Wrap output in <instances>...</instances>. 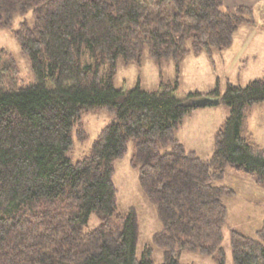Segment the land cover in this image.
I'll use <instances>...</instances> for the list:
<instances>
[{
	"label": "trees",
	"instance_id": "1",
	"mask_svg": "<svg viewBox=\"0 0 264 264\" xmlns=\"http://www.w3.org/2000/svg\"><path fill=\"white\" fill-rule=\"evenodd\" d=\"M29 11L33 23L20 21L14 34L35 82L18 81L13 58L0 62V264H157L149 245L138 257L137 210L118 212L114 162L131 139L132 164L162 225L153 235L165 249L160 264H183L184 251L226 264L223 198L233 191L215 181L231 168L264 182V148L248 127L249 108L264 103V77L186 99L176 91L184 58L229 49L240 27L259 23L255 8L229 10L224 0H0V29ZM146 51L156 62L175 61L174 82L116 87L119 61L141 64ZM212 97L230 113L204 159L176 134L195 109L191 100ZM90 110H107L112 120L75 161L74 130ZM231 250L234 264H264V224L254 237L232 229Z\"/></svg>",
	"mask_w": 264,
	"mask_h": 264
},
{
	"label": "rangeland",
	"instance_id": "2",
	"mask_svg": "<svg viewBox=\"0 0 264 264\" xmlns=\"http://www.w3.org/2000/svg\"><path fill=\"white\" fill-rule=\"evenodd\" d=\"M258 11L263 14V7L258 8ZM260 16L255 11V18L259 23L240 27L243 29L234 37L233 45L227 52L229 53L228 57L224 58L217 54L216 58L210 59L205 53H189L180 67L179 87L176 95L181 99H186L190 92L208 93L215 89L218 83L221 92H224L229 82L245 86L252 79L264 77V43H260L264 40V29L262 31L248 27H260L264 20V16L262 19ZM23 20L30 24L33 23L31 11L26 14H17L11 28L0 29V62L4 63L7 58H13L18 66L17 79L21 84L26 85L35 82V75L30 58L22 51L20 41L14 34L19 22ZM251 28L254 33L245 37L244 42H242L239 37L242 30L250 32ZM255 32H257L256 41L252 43L249 40ZM258 43L260 45H257ZM189 45L190 43H188V47ZM219 56L224 60H221L222 58ZM176 75L177 71L173 59L156 62L146 51L141 64H127L119 61L114 83L118 88L128 89L140 84L143 89L155 90L159 88L161 81L174 82ZM191 101L194 102L195 100ZM202 108L206 109H194L184 118L180 127L181 130L176 136L185 137L183 142L186 149H198L197 144L201 143L202 145L203 141L205 147L201 148V153L211 157L212 155L208 154L207 150L210 140L212 145L215 143L213 139L216 132H213V128L217 123L218 127L219 123L225 121L230 111L228 106L224 104ZM111 120L112 116L107 110L83 112L82 122L74 130V145L69 152L73 160H80L89 152L101 130ZM248 127L255 142L264 148V103L249 108ZM80 130H84L87 136L83 138V135L79 133ZM167 149L169 147H163L161 151L164 152ZM135 152L136 141L131 139L126 155L114 162L113 180L117 187L118 212L125 213L130 208L137 210L140 223L138 257L141 256L145 246L149 245L153 249L154 262L160 264L164 261L165 249L153 242V235L161 230L162 225L156 207L149 201L140 185L139 166L132 164ZM215 184L226 185L233 191L232 194L223 198L228 206V219L224 228L222 246L226 252V264H234L231 250V230H237L248 236H256L257 230L264 224V182H257L252 175L242 174L228 168L224 177L215 181ZM97 223L98 219L95 216L92 217L90 225L96 226ZM180 261L183 264H218L213 256L199 251L182 252Z\"/></svg>",
	"mask_w": 264,
	"mask_h": 264
},
{
	"label": "crops",
	"instance_id": "3",
	"mask_svg": "<svg viewBox=\"0 0 264 264\" xmlns=\"http://www.w3.org/2000/svg\"><path fill=\"white\" fill-rule=\"evenodd\" d=\"M240 5H243V6H251V7H254L255 8V10H256V12L259 14V16L260 15H262V16H264V11H263V14H261L259 11H258V8H260L261 6L263 7V10H264V0H224V6H225V8L226 9H229V10H233V9H235L237 6H240ZM262 16H260V18L262 19ZM248 27H254V28H256L257 30H262L263 31V27L262 26H260V27H256V26H248ZM241 29H243V28H239L238 29V31L235 33V35H234V37H236V35H238L239 33H240V31H241ZM251 33H254L253 32V30H252V28H251V31L249 32L248 30H242V32H241V34L239 35V37H240V40L242 41V42H244V40H245V37H248ZM257 32H255V34H254V36L249 40L250 42H252V43H254L255 41H256V38H255V36H257V34H256ZM263 39H264V35H263ZM261 44H263L264 43V40L263 41H261L260 42ZM233 45V44H232ZM257 45H260L259 43L257 44ZM232 47V46H231ZM230 47V48H231ZM230 50V49H229ZM228 52V49H226V50H224L223 52H220V53H217L218 55H221L222 57H228V55H229V53H227ZM221 53H224V54H221ZM217 54H215L214 56H213V58H216L215 56L217 55ZM220 57V56H219ZM222 57H220V58H222ZM259 57V56H258ZM221 60H224L223 58L221 59ZM255 62V61H254ZM257 78H259V77H257ZM207 107H209V106H207ZM200 109H206V108H202V107H199ZM199 108H195V109H199ZM197 111H202V110H197ZM224 122V121H223ZM222 122V123H223ZM222 123L220 124L219 123V125H218V127H217V124L216 123H214V124H216L215 125V127L213 128V132H216L217 133V131H218V129H219V127L222 125ZM183 124V123H182ZM179 130H181L180 128H179ZM178 130V131H179ZM178 133V132H177ZM216 133H215V135H216ZM178 139H179V141L184 145V147H185V144H184V142L183 141H185V137L183 136V137H181V135L179 136L178 135ZM213 141H215V137H214V139H213ZM211 140H210V144H209V147H208V154H211L212 155V152H214V150H213V147L215 148V143H213V145L211 144ZM198 145V149H186V150H188V151H194V152H196L201 158H204V159H208V158H210V157H207L206 155H204L203 153H201L202 151H201V148L202 147H205V144H203V141H202V145H201V143H198L197 144ZM197 147V146H196ZM186 148V147H185Z\"/></svg>",
	"mask_w": 264,
	"mask_h": 264
},
{
	"label": "water",
	"instance_id": "4",
	"mask_svg": "<svg viewBox=\"0 0 264 264\" xmlns=\"http://www.w3.org/2000/svg\"><path fill=\"white\" fill-rule=\"evenodd\" d=\"M219 103L220 101L217 98H202L196 99L194 102L192 101V105L194 108L218 105Z\"/></svg>",
	"mask_w": 264,
	"mask_h": 264
}]
</instances>
